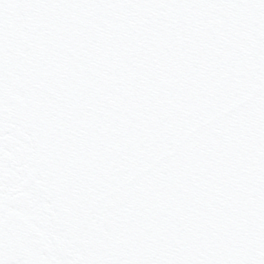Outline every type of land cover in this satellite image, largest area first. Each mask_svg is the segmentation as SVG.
<instances>
[{
  "label": "snow or ice",
  "instance_id": "6c2138e0",
  "mask_svg": "<svg viewBox=\"0 0 264 264\" xmlns=\"http://www.w3.org/2000/svg\"><path fill=\"white\" fill-rule=\"evenodd\" d=\"M0 264H264V0H0Z\"/></svg>",
  "mask_w": 264,
  "mask_h": 264
}]
</instances>
